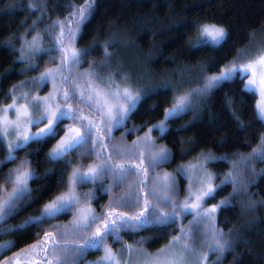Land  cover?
Returning <instances> with one entry per match:
<instances>
[{"label": "trees", "instance_id": "trees-1", "mask_svg": "<svg viewBox=\"0 0 264 264\" xmlns=\"http://www.w3.org/2000/svg\"><path fill=\"white\" fill-rule=\"evenodd\" d=\"M86 2L0 0V110L20 92L31 96L50 92L52 81L42 82L40 77L57 68L63 77L74 73L76 79L71 82L80 87L92 74L95 84L103 87L108 81L113 91L129 89L139 96L136 109L122 124L116 126L114 121L109 131L97 116L100 131L93 132L91 146L59 159L50 155L65 133L66 119L56 125L55 137L29 141L15 151L13 159L7 158L8 143L0 129V204L12 196L15 176L21 171L30 173L27 193L17 194L14 208L0 220V242L8 244L4 254L24 251L51 233L56 244L68 250L67 255L58 253L65 264H84L103 249H87L82 255L71 250L82 247L96 228L103 227L102 220L90 229L72 227L75 207L43 217L47 205L69 192L75 170L122 164L137 173H128L127 182L119 185V172L79 185L80 201L97 218L107 219L109 212L114 213L111 219L120 213L150 216L154 206L171 214L166 198L177 206L188 201V179L182 167L203 155L216 177L213 196L207 197L205 207H217L213 230L223 245L221 264H264V153L260 154L264 120L258 118L256 107L260 96L246 91L247 80L239 78L205 90L209 77L247 63L264 48V0H94L88 20L70 38L69 30L76 29L72 13L85 8ZM211 26L226 33L218 45L202 43L210 40L202 37V29ZM27 44L28 50L37 53L23 60ZM64 49L79 53L80 63L62 64ZM59 77L61 81L59 74L55 76ZM70 89L71 97V85ZM181 98L183 110L165 119ZM68 104L80 113L88 108L78 98ZM161 123L166 128L163 134L153 127ZM100 136L107 148L99 147ZM114 147L122 150L119 156ZM161 149L169 156L166 161L154 159ZM249 160L252 175L245 168ZM236 166L246 183L244 192L227 181ZM130 197L139 204L125 206ZM38 217H42L39 222ZM197 221L178 207L174 221L121 230L118 240H106L146 245L155 251L178 234L188 235L189 227L199 230ZM201 231L192 239L203 237Z\"/></svg>", "mask_w": 264, "mask_h": 264}, {"label": "snow or ice", "instance_id": "snow-or-ice-1", "mask_svg": "<svg viewBox=\"0 0 264 264\" xmlns=\"http://www.w3.org/2000/svg\"><path fill=\"white\" fill-rule=\"evenodd\" d=\"M94 4V0H87L85 4V8L77 9L76 12L72 13V16L75 18L76 29L69 30V37L71 38L74 35V32L80 28V25L83 22H86L90 15V9ZM61 36H63V32H61ZM202 37H211V40L203 39L202 43H212L215 45L220 44L223 39L226 37V33L222 28H217L215 26L204 27L202 29ZM65 51V59L61 61L62 64L71 63V64H79L80 63V54L76 51H71L70 54L68 49H64ZM52 71L46 72L40 80L42 82H47L49 77H52ZM89 78L85 82V87L81 90L80 85L75 81L72 82L73 92L70 97L67 91L63 93V102L65 103V109L61 110L60 105L56 104L53 107L48 103L49 98H44L41 101L40 98H33V103L31 107L36 111H40L41 106L43 105V113L40 115L39 120L33 121L31 119V114L29 113L28 106L17 107L15 103L9 106V108H5L0 110L3 112V120L0 121V125H2L5 129L4 135H14L17 136L18 142L15 145L16 148H23L30 140L39 141L44 137H55L56 130L54 125H58L64 119H72L78 121H87V123H82V127L84 128V132L81 133L79 129L70 128L69 132L73 135L66 137L61 143L57 146L56 149L53 150V153L50 155L51 159H59L64 156L66 153L72 150H79L84 146H91L92 134L93 132L99 133L100 128L97 125L96 121L89 119L87 116H84L80 112H76L73 114L70 104L68 101L72 98H78V102L81 104L87 105L89 108L93 109L100 118V124L104 127L108 128L109 131L113 122L115 121L116 126L122 124L123 120L136 109V106L139 102V96L134 95L129 89L123 90H112L111 84L108 81L104 82V86L102 87L100 84H95L94 80L91 78L92 74H88ZM235 78H239L241 80H247V84L244 85V88L249 93L256 95L257 93L260 96V102L257 104V114L260 120H264V48H262L259 54L252 57L247 63L241 65H232L228 67L225 71H223L219 76H212L207 79L205 84V90L211 89L213 87L219 86L221 82L231 81ZM63 80L67 81L68 77H62ZM95 85V86H94ZM54 99V97H53ZM183 100L181 98V102L176 105L173 109H170L165 116V119L169 117H173L178 114L179 111L183 110ZM13 110L16 116L15 121H9L7 118V114L9 110ZM119 117L120 119H116ZM28 123H36L39 124L40 121H46L48 127L46 129H41L38 133H33L32 135H27L19 131L22 122ZM11 126L12 131L9 133L7 129ZM159 129V131L163 134L166 131L165 126L161 124L153 125ZM151 131V129H149ZM147 139V138H146ZM99 147L101 149L107 148V145L103 144V137H98ZM117 155L119 156L122 152L121 149L115 148L113 149ZM261 152L264 153V148L261 149ZM98 154V153H96ZM13 159L14 157H9ZM169 158L168 154L164 149H161L154 159H158L159 161H166ZM111 159V157H108ZM143 171V170H142ZM119 172L120 175L117 176L116 184L119 185L121 183L127 182V174L131 173L133 175L137 174L132 171V167H125L124 165H116V166H101L98 169L90 168L87 173H82L79 170H76L73 174L72 183L75 184L77 179L81 184H86L88 182H94L100 178L101 175L107 174H115ZM30 176L28 172H20L15 176L12 183L15 185L12 196L9 197L8 200H5L3 204H0V217L5 216L12 208H14V204L12 200L17 197V194H26L28 189L26 187L27 179ZM214 189L209 185L207 189L201 188V195L196 196V203L189 204L188 201H185L182 206L175 205L170 198H166L168 207L172 208V213H161L156 206L153 207V211L150 216H144L143 213L125 217L122 213L116 214V219H111L114 213L109 212L108 218H97L95 216L92 217L89 222L86 219H83L86 212L90 210H81V220L82 222L77 223V227L83 229H90L94 223L98 219L102 220L103 228H96V233L93 237L88 238L84 241V245L82 247L73 248L71 251L73 253L83 254V251L87 249H102L105 243V240L109 237L119 239V232L121 230L127 229H139L148 227L150 225L156 224H167L170 221H174L177 214V208L181 212H189L193 208H199L200 200L202 196H213ZM225 201H222L221 204H225ZM79 204V200L76 197L74 191L70 190L68 194L62 195L57 198V200L53 201L51 204L47 205L45 211L43 213V217H54L60 212L70 211L71 208L75 207ZM125 206L133 207L139 204V201L133 197H130L127 201L124 202ZM215 208L208 210V212H215ZM42 217L36 218V221H41ZM134 221V222H133ZM52 234H48L44 237V242L39 246H33V254L38 255L37 249L45 253L48 252V248L46 245L49 243V238ZM53 246L51 248V256L53 258H57L58 253H64L67 255V249H61L55 242V238H52ZM184 248H187V244L184 245ZM219 248L222 249L223 245H219ZM106 255L104 259L109 261V264H119L116 261L113 253L110 249H104ZM40 261H43L44 264H53V259H49L47 255L42 256L37 261V264H40ZM56 264H59V259H56ZM145 264H165L159 257L153 259H149L145 262ZM167 264H178L175 260H170Z\"/></svg>", "mask_w": 264, "mask_h": 264}, {"label": "rangeland", "instance_id": "rangeland-1", "mask_svg": "<svg viewBox=\"0 0 264 264\" xmlns=\"http://www.w3.org/2000/svg\"><path fill=\"white\" fill-rule=\"evenodd\" d=\"M207 38L211 40V37H207ZM26 48H27V51H25V49L23 50L25 53L22 52L21 59L30 60L32 59L34 54H36L37 52L34 49L31 51L28 50V48H30L29 44H27ZM49 71H52L53 73V76L48 78V80L52 81V86H51L52 88L50 92H48L45 95H35V96L29 95V93L26 91L20 92L18 94L17 99L14 102H12L6 107H3L1 110L5 108H9V106L12 105L13 103H15L17 107L28 106L29 113L31 114V119L35 121V120H39L40 115L43 113V105L41 106L40 111H36L35 109H33L31 107L32 103L34 102L33 98H40L41 101H43L44 98H49L48 103L51 104L53 107H55L56 104H59L61 110L65 109L66 105L63 102V93L64 91L71 92L72 89H70V85L72 86L71 81L76 79L75 75L74 73L72 74L71 77L69 76V74L67 75L68 80L66 83L69 85V89H68L67 84L62 83L63 79L60 81V77L58 79L55 78L57 74L63 77L61 75V70L59 68L51 69V70H48L47 72ZM55 82H57L58 84L57 83L55 84ZM62 84L64 85L62 86ZM84 87L85 85L81 86L80 87L81 90H83ZM71 109H72L73 114L76 113V110L73 107H71ZM82 114L94 121L97 119V116L99 117V115L93 109L89 107L85 108V112ZM7 118L9 121L16 120V116L13 110L11 109L9 110L7 114ZM2 120H3V112L0 111V121ZM66 121H65L66 123L63 121L64 122L63 125L65 124L64 125L65 133L63 134L62 138L58 141V143L55 145L53 150L57 148V146L61 143L62 140H64L66 137L70 135H73L72 133L69 132L70 128L79 129L80 132L83 133V129L81 127L82 123H87V121L82 122V121L72 120V119H66ZM47 127H48V124L46 121H40L39 124L28 123L24 121L21 123L19 131L27 135H32L33 133H38L41 131V129H46ZM54 127H56V125H54ZM0 129L2 131L3 136H5V138L7 139V143H8L7 158H9L10 155L11 157H14L15 151L19 149L15 147V145L18 142V138L17 136H14L11 134L4 135L5 129L2 125H0ZM7 131L9 133L12 131L11 126H9ZM262 148H264V145ZM53 150L51 154L53 153ZM260 154H262V152ZM92 168L98 169L97 167H92ZM238 168L239 167L237 166L235 167L234 171L228 177L227 181L233 182L235 186L238 187V191L244 192L246 183H245V180H243L244 178L242 179L241 172L239 173ZM245 168L247 169V171H250L251 175L254 173V168H253V165L251 164V160H249V162L245 164ZM88 170L80 171V172L87 173ZM21 172H27V171H21ZM182 172L188 179V186L186 188L187 192L185 195L187 196V200L190 205L196 203V196L201 195V188L206 190L207 187L210 185L214 189L216 177L215 175H213L212 171L208 168L206 164V158L203 157V155L199 156V158L196 161L191 162L189 164H185L182 167ZM72 178H73V175L70 179L69 191L72 190L74 191V193H76L75 195L79 200V204L75 206L76 211L71 221H73L74 223L72 227L77 228V223L82 222L81 220V210L82 209L90 210L86 212L83 218V219L88 220L89 222L94 216L93 214L94 212L91 208H88L86 204L80 201V196L78 195L77 191L81 183L77 179L76 183L73 184ZM28 179H27V182H28ZM165 179H168V178L165 177ZM26 187H27V184H26ZM167 188H169V180L167 181ZM207 197L208 196H202L199 202L200 204L199 208H193L191 211H189V213L193 214L195 218L198 220L197 225L200 231H201V226H203L204 231H201L202 233L201 235L203 237L192 239L193 236L195 235L194 233L196 234L199 233L198 232L199 230H196V228H193V227H189V230H188L189 233H187L188 235L185 236L183 234H178L175 237H173V239H171L168 244H166L162 248L155 250V251L149 250L146 247V245H132V244H123V245L121 244L120 245V244H116V243L105 240L104 246L102 248L103 249L102 254L99 256L91 257L84 264H109V261H106L104 259L106 255L104 249H110L116 261H118L119 264H145V262L149 260L150 258L154 260L157 257H159L162 261H164L165 264H167V262L170 260H175L178 262V264H221L220 261L223 259V256H224V254L222 253L223 249L219 248L220 242H218L219 241L218 235L216 231L213 230L214 229V226H213L214 225L213 224L214 214L217 211V207L215 206L209 207V208L205 207V202H206ZM243 201L245 203V199ZM248 202L250 203L251 201L248 200ZM213 208L216 209L215 212L209 213L208 210L213 209ZM60 213H58L57 215H59ZM1 218L2 217H0V220ZM102 228L103 227H101V229ZM95 233L96 232H92L91 237H93ZM43 242H44V239L42 240V242L40 243L38 242L34 245L39 246ZM185 244H187V248H184ZM34 245L28 247L24 251L22 250V251L14 252L13 255H6L4 254V250L6 249L8 244L0 242V264H37V261L39 260V258L45 255H47L49 259H53V264H56V259H59V264H65V261L63 262L59 256H57V258H53L51 256V248L53 246L52 237L49 238V243L46 245V247L48 248L47 253L40 251L38 248L37 249L38 255L33 254ZM74 263H75V259H74ZM40 264H44V262L40 261Z\"/></svg>", "mask_w": 264, "mask_h": 264}]
</instances>
